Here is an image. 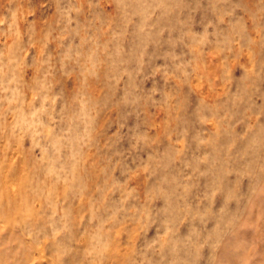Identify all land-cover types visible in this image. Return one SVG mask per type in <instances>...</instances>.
Returning a JSON list of instances; mask_svg holds the SVG:
<instances>
[{
	"label": "clouds",
	"instance_id": "9594fccd",
	"mask_svg": "<svg viewBox=\"0 0 264 264\" xmlns=\"http://www.w3.org/2000/svg\"><path fill=\"white\" fill-rule=\"evenodd\" d=\"M0 264H264V0H0Z\"/></svg>",
	"mask_w": 264,
	"mask_h": 264
}]
</instances>
